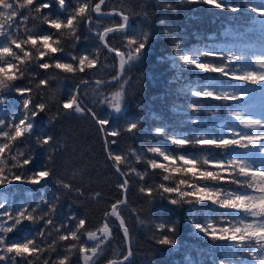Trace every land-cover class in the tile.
Here are the masks:
<instances>
[{
	"label": "trees",
	"instance_id": "trees-1",
	"mask_svg": "<svg viewBox=\"0 0 264 264\" xmlns=\"http://www.w3.org/2000/svg\"><path fill=\"white\" fill-rule=\"evenodd\" d=\"M44 0H37V3ZM78 2L86 0H68L69 11ZM98 0H92L93 5ZM222 3L223 0H221ZM248 4L258 6L264 0H247ZM224 4L237 6L238 12L214 8L200 0L191 3L190 0H109L102 7L103 11L119 10L127 14L131 20V27L123 32H114L108 35L107 42L113 48L123 51L128 58V53L134 50V45L129 46L128 41L135 37V32H145L148 34L146 49L138 61L128 64L124 76L119 83L110 86L89 85L83 86L80 96L86 106L92 108L99 118L109 120V124L104 127L112 130L126 129L127 123H136L137 130L133 133L123 131L119 138H115L117 143L110 145V150L114 154L127 155L131 161V166L135 167L144 175V179L130 173L127 177L130 183V190L127 203L120 209L125 225L129 228L132 258L124 264H219L224 260L225 264H237L241 259L251 260L246 252L239 256H232L235 250L227 241H211L201 228L208 223L221 224L225 218H231L237 213L224 212L215 208L209 202L202 203H181L173 205L170 198H177L175 194L162 193L159 185L175 186L181 179H186L189 183H203L191 176H183L179 173L171 174L169 181L163 180V175H167L161 169H151L147 164L148 159H157L158 162L166 163L157 154L147 152V148L158 146L170 154H189L197 158L208 154L207 150L194 148L178 149L172 145L166 136L182 138L184 136H230L227 126L236 124L231 111H250L259 115L263 108L259 106L264 97L257 86L249 84L240 85L237 81H231L222 77L220 73L204 72L195 69L193 65L183 67L181 57L189 55L197 62H207L213 60L219 62L215 57L204 56V52H214L228 55L229 60L233 55L239 56L242 52L247 53L245 60H230L234 68L243 66L258 70L254 64L255 56L264 53V39H261L264 31L261 29L259 21L261 18L252 13L246 6L245 0H227ZM28 15L29 10H22ZM51 16L64 18L65 13L58 10L53 3L51 9L44 10ZM42 16V14H40ZM94 23L91 30L87 28V23H81L77 33L78 39L67 34L66 30L55 33L54 38L61 41L60 47L63 53L56 54L62 60L70 61L69 53L74 55H89L90 58L97 59L94 69L87 70L75 75L59 73L58 70L50 69L49 76H57L59 83V96L61 100H66L76 92V87L84 80H108L117 75V58L114 54L102 47L98 32H102L105 27L119 25L122 20L117 16L100 17L92 14ZM19 30L14 26L12 31L20 39L27 36L28 29L36 28L39 33H54L55 30L43 24L34 11L29 15L27 21L22 17L17 18ZM98 22V24L96 23ZM6 43L4 38H0V47ZM17 54L22 53L15 49ZM26 50L36 55L35 49L30 46ZM48 59L47 57L45 58ZM5 60L18 63L12 57ZM228 62V61H226ZM33 64L37 63L32 61ZM33 71L43 70L33 68ZM27 79L17 81L18 85H25ZM36 81L32 86L35 87ZM207 86L215 90L222 88L228 92H237L242 95V90L249 92V96L236 102H229L224 106L222 102L205 100L192 96V92L198 87ZM96 88L93 95L91 89ZM88 92L85 97L84 91ZM123 90L125 100L122 113H115L106 103H100L104 97L111 100L115 91ZM102 93V95H101ZM33 97L39 93L34 91ZM50 95V93H48ZM6 105H0V119L11 120L12 114H21V102L18 94L11 92L7 94ZM47 99V95L44 96ZM51 110L41 113L34 121V130L31 136L26 134L22 141L13 142L11 151L6 150L3 157L7 167L11 168L14 161L11 156L17 151L30 152L32 163L29 169H38L43 165H49L55 169L53 177L42 182L40 185L13 184L7 188L0 189V192L8 196L13 211L20 204H29L31 207L39 204L41 199L52 201L55 196H61L55 220L57 223L66 221L70 217L86 219L88 230L97 231L104 223L109 224L111 240L104 243V251L97 258L96 264H105L113 259H120L126 254V244L122 231L116 220L111 215V205L122 200L124 190L118 187L122 183L120 176L113 170L108 159L104 137L99 130V126L88 115L83 116L68 113L59 115L55 120L50 121V117L57 114L55 101H49ZM203 105V107H199ZM247 111V113H248ZM215 113V114H213ZM193 121H197L194 123ZM162 129L165 135L157 134L156 130ZM5 130H9L5 128ZM251 131L250 129H242ZM47 134L54 138L49 146H39L37 137ZM106 138V137H105ZM106 139H114L107 137ZM6 142L0 137V143ZM239 151V150H238ZM53 161H49V156ZM228 153L215 151L210 158H227ZM140 156V160H136ZM22 160L23 157H20ZM180 161H177V165ZM127 171V166L122 165ZM15 171V169H13ZM62 178L66 182H71L74 188L82 189L84 195L78 196L75 191L64 195V190L58 188L56 179ZM141 187H152L157 194L149 197L140 192ZM228 187H234L228 186ZM183 189V186H182ZM187 190V189H184ZM99 193V197H96ZM96 197V198H94ZM0 202H4L0 200ZM45 210L47 206H42ZM5 209H0L3 212ZM214 210L215 214L210 213ZM224 213L223 216L219 213ZM36 215H42L39 210ZM143 220V224L140 222ZM75 223V221H72ZM164 225L163 228L160 225ZM43 221L37 224L25 222L19 229L9 235V239L31 238L40 228ZM174 228L171 232L168 229ZM168 236L174 243L160 244L159 240ZM82 241L88 245L94 242L88 241L86 235H82ZM57 243V252L50 249L43 255L51 257L53 261L62 258L67 254L66 245L72 243L58 241V234L54 231L48 236L42 247L48 248L53 241ZM73 264H76L78 257L74 256ZM82 264V260L79 261Z\"/></svg>",
	"mask_w": 264,
	"mask_h": 264
},
{
	"label": "snow or ice",
	"instance_id": "snow-or-ice-1",
	"mask_svg": "<svg viewBox=\"0 0 264 264\" xmlns=\"http://www.w3.org/2000/svg\"><path fill=\"white\" fill-rule=\"evenodd\" d=\"M106 0H98L94 5L92 0L86 2H78L71 11H69L68 0H44L37 3V0H0V38H4L6 43L0 47V105H6L7 94L15 92L18 94L21 102V114L17 116L12 114L11 120L0 119V137H3L6 142L0 143V157H3L6 150L11 151L13 142L22 141L26 134L31 136L34 130V121L41 113H47L51 110L49 101H55L57 106V114L50 117L55 120L59 115L68 113L79 114L83 116L86 112L91 113L94 120L100 125V131L104 132L105 137L114 139H105V146L108 159L113 164L112 167L120 177H124L123 182L118 184V187L125 192L128 189L130 173H134L140 179H144V175L135 167L131 166V161L127 155L114 154L110 150V145L117 143L115 138H119L123 131L133 133L137 130L136 123H127L126 129L109 130L104 126L109 124V120L99 118L92 108L86 107L80 95L73 93L66 100H61L59 96V83L57 76L47 75L50 69L58 70L59 73L75 75L77 72L83 74L86 69H94L97 65L96 58H90L89 55H74L69 53L70 61L62 60L56 54L63 53L64 49L60 47L61 41L55 39V33H60L66 30L69 36L78 39L77 33L81 23L89 24V30L94 23L92 14L108 15L102 13L101 5L105 4ZM191 3L200 2V0H190ZM203 3L211 5L214 8L227 9L232 12H238L237 6L224 4L221 0H202ZM246 6L250 8L252 13L264 18V3L253 6L245 0ZM53 3L58 7L59 11L65 13L64 18L60 16H51L45 13L44 10L51 9ZM28 9V15H25L22 10ZM38 14L41 23L47 24L48 28L55 30L54 33H39L34 27L28 29L27 36L20 39L12 31L15 26L17 31L19 25L18 17H22L23 21L29 19L32 12ZM42 14V16L40 15ZM129 17L123 16L125 23H120L116 29L105 27L102 32H98V39L102 47L107 48L109 52L114 51V48L109 47L106 36L114 31H120L125 28ZM98 24V22H96ZM262 31H264V19L259 21ZM264 39V36L261 37ZM148 42V34L145 32H135V37L128 41L129 46L134 45V50L129 52L127 60L123 58L121 52L117 51L116 55L121 57L119 61V72H124L125 66L138 61L143 55ZM18 49L22 55L13 51V47ZM30 46L35 49L36 55L29 50ZM204 56L215 57L219 62L209 60L207 62H197L196 59L189 55H183L182 61L186 65H193L195 69H200L209 73H220L222 77H226L231 81H237L242 86L249 84L257 86L264 93V53L261 56H255L254 64L258 70L244 68L240 66L234 68L230 60L241 61L245 60L247 53L242 52L241 55H233L230 60L228 55L217 54L211 51L204 52ZM6 57H12L18 63L5 60ZM48 58L47 60L45 58ZM32 61L37 63L33 64ZM228 61V62H226ZM33 68L43 70V74L39 71H33ZM27 79L25 85H18L17 81ZM122 79L119 74L112 77V81L119 83ZM33 81H36L35 87L32 86ZM80 84L89 86V81L81 79ZM105 82L96 80L97 87ZM108 82L105 86H110ZM242 90V95L237 92H228L222 88L215 90L209 89L207 86L198 87L192 92V96L203 98L205 100L219 101L224 106L229 102H236L249 96V92ZM37 91L39 95L33 97L32 93ZM93 95L96 94V88L91 89ZM50 93V95H48ZM47 95V99L44 96ZM83 95H88L87 90ZM102 95V93H101ZM125 100V92L123 90L115 91L111 100L104 97L100 103H106L109 108L115 113H122V108ZM203 107V105H199ZM215 114V113H213ZM230 115L234 117L236 124L239 127L229 124L227 131L230 136H184L182 138L175 136H166V139L175 145L178 149L194 148L199 150H207L208 154L197 158L187 153L185 154H170L161 147L154 146L147 148V152L157 154L163 158L166 163L158 162L157 159H148L146 162L150 168L161 169L167 175H163L164 181H169L171 174L179 173L183 176H191L197 181L203 183H189L186 179H181L175 186H165L164 183L159 185V190L164 194H172L179 197L170 198V203L173 205L181 203H202L209 202L215 208L222 209L224 212L237 213L241 215H233L231 218H225L221 224L208 223L201 231L213 242L227 241L233 249L231 255L239 256L246 252L251 260L241 259L237 264H264V115L254 117L243 111H231ZM196 123L197 121H193ZM5 128L10 129L5 130ZM242 129H250L251 131H243ZM157 134L165 135L162 129L156 130ZM54 138L51 135L42 134L37 137V144L41 147H51ZM239 150V151H238ZM220 151L228 153L227 158H210L211 153ZM20 157H23L21 160ZM11 168L7 167L5 160L0 159V189L7 188L13 184H29L40 185L42 182L53 177L55 169L49 165H43L38 169H29L27 166L32 163L30 152H21L11 156ZM140 156H136L139 161ZM49 161H53V157L49 156ZM177 161L180 164L177 165ZM122 165L127 166V171L122 168ZM15 169V171H13ZM56 183L58 188L64 190L63 194L67 195L73 191L78 196H83L84 193L80 188H74L71 182H66L62 178H57ZM234 187H228L233 186ZM183 186V189H182ZM187 189V190H184ZM141 193L153 197L157 194L152 187H141ZM96 193V197H99ZM94 197V198H96ZM61 196L57 195L52 201L41 199L40 203L34 207L29 204H20L13 211L11 204L5 208V203H8V196L0 192V209H5L0 212V264H73V257H78L76 264L82 260V264H96L97 258L104 251V242L111 235L108 223H104L97 231L88 230L86 227V219L79 217H70L66 221L57 223L55 220L57 207ZM124 203L119 200L111 205V215L119 219L118 204ZM46 205L45 210L42 206ZM42 212V215H36L37 211ZM210 213L215 214L214 210ZM223 216L224 213H219ZM43 221V227L40 228L31 238L9 239V235L16 232L25 222L37 224ZM75 221V223H72ZM143 224V220L140 221ZM119 226L123 230V236L126 242H130L129 228L125 226V221L119 219ZM161 228L164 225H160ZM53 231L58 234V241L68 242L66 245L67 254L62 258L53 261L51 257H45L43 254L51 250L57 252V243L54 240L48 248L42 247L46 238L52 235ZM174 232L175 229H168ZM86 235L88 241L94 242L88 245L83 242L81 237ZM103 237V238H102ZM160 244H172L174 240L165 236L159 240ZM132 253L127 252L123 256V261H128ZM109 264H117L115 260ZM219 264H225L224 260H220Z\"/></svg>",
	"mask_w": 264,
	"mask_h": 264
},
{
	"label": "water",
	"instance_id": "water-1",
	"mask_svg": "<svg viewBox=\"0 0 264 264\" xmlns=\"http://www.w3.org/2000/svg\"><path fill=\"white\" fill-rule=\"evenodd\" d=\"M108 0H106V2H107ZM104 5V4H103ZM103 5H101V8H102V6ZM102 11V10H101ZM102 13H105V14H108V15H99V16H110V15H114V16H118L119 18H121L122 20H123V16L124 15H126V14H123L122 12H120V11H116V10H113V11H107V12H104V11H102ZM97 15V14H96ZM128 16V15H127ZM129 17V16H128ZM123 23H125V21L123 20ZM131 24H132V21H131V19H130V17H129V19H128V21L126 22V26H125V28L124 29H122V30H120V31H124V30H127V29H129L130 27H131ZM89 25V24H88ZM118 26H113L112 28H114V29H116ZM114 32H119V31H114ZM110 34V33H109ZM108 36V35H107ZM107 36H106V38H107ZM109 45V44H108ZM109 47H111L110 45H109ZM112 48V47H111ZM106 50H108L107 48H105ZM118 50H114V51H111V53H113L116 57H117V59H118V67H117V74H119V76H121V77H123V75H124V73H125V71L124 72H119V61H120V58L121 57H119V56H117L116 55V52H117ZM119 52H121L122 53V55H123V58L124 59H126V56H125V54H124V52H122V51H119ZM127 60V59H126ZM126 67H127V65L125 66V69H126ZM96 80H98V79H96ZM96 80H91V81H89V85H96L95 84V81ZM100 81H103V82H105L104 84H101V86H105L108 82H111V84H113V83H116L115 81H112V79H109V80H100ZM83 86H85V85H82V84H79L78 86H77V88H76V93L78 94V95H80V89H81V87H83ZM82 99V98H81ZM83 104L85 105V103L83 102ZM86 106V105H85ZM87 107V106H86ZM86 114H88L92 119H93V117H92V115H91V113H87L86 112ZM79 115V114H78ZM94 120V119H93ZM96 123H97V121L96 120H94ZM97 125L100 127V125L97 123ZM101 133H102V135H103V137L105 138V134H104V132H102L101 131ZM109 161L111 162V164H113V162L109 159ZM113 168V167H112ZM113 170L115 171V169L113 168ZM118 174V173H117ZM119 175V174H118ZM121 179H122V181H123V179H124V177H120ZM129 190H130V183H129V185H128V189H127V191L125 192L124 191V193H123V197H122V200L124 201V203H122V204H118V209H117V211H118V214H119V219H123L122 218V216H121V213H120V209L123 207V206H125L126 205V203H127V196H128V193H129ZM114 217V219L116 220V222L118 223V225H119V219H117V217H115V216H113ZM126 226V225H125ZM120 227V226H119ZM127 227V226H126ZM120 229H121V231H122V233H123V230H122V228L120 227ZM125 239V238H124ZM126 242V241H125ZM126 248H127V252L128 251H130L131 253H132V250H131V239H130V242H126ZM132 258V256L130 257V259ZM112 261V260H111ZM115 261L117 262V264H124L125 262H127V261H123V258H121V259H118V260H116L115 259ZM106 264H109V262H107Z\"/></svg>",
	"mask_w": 264,
	"mask_h": 264
},
{
	"label": "rangeland",
	"instance_id": "rangeland-1",
	"mask_svg": "<svg viewBox=\"0 0 264 264\" xmlns=\"http://www.w3.org/2000/svg\"><path fill=\"white\" fill-rule=\"evenodd\" d=\"M184 55H185V54H184ZM180 65L183 66V67L191 66V65H186V64H184L183 61H182V63H180ZM257 155H258V156H264V154H259V153H257ZM97 234H98V235H101V234L99 233V231L97 232ZM102 238H103V237H102ZM111 238H112V237H111V235H110L109 238H108L104 243L110 241Z\"/></svg>",
	"mask_w": 264,
	"mask_h": 264
}]
</instances>
